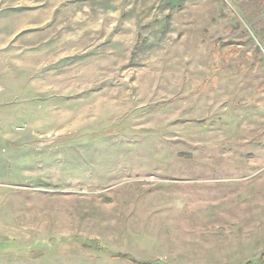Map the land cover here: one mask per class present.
Here are the masks:
<instances>
[{
    "label": "rangeland",
    "instance_id": "1",
    "mask_svg": "<svg viewBox=\"0 0 264 264\" xmlns=\"http://www.w3.org/2000/svg\"><path fill=\"white\" fill-rule=\"evenodd\" d=\"M0 264H264V0H0Z\"/></svg>",
    "mask_w": 264,
    "mask_h": 264
}]
</instances>
